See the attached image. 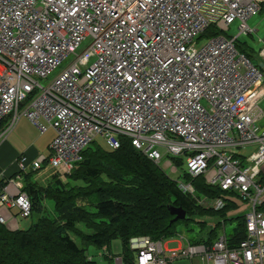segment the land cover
<instances>
[{
  "label": "built area",
  "instance_id": "2783aa9c",
  "mask_svg": "<svg viewBox=\"0 0 264 264\" xmlns=\"http://www.w3.org/2000/svg\"><path fill=\"white\" fill-rule=\"evenodd\" d=\"M258 15L264 0H0V144L21 117L40 134L55 133L47 158L20 157L17 175H0V224L17 229V216L30 217L29 171L47 163L65 181L97 138L115 150L125 137L156 165L157 148L183 158L189 177L203 176L248 207L238 247H227L224 229L211 245L182 247L180 237L170 249L174 240L135 236L134 264H264V131L256 125L264 73L225 35L235 22L238 35H253L247 22ZM210 27L220 34L196 48ZM85 40L87 48L40 86ZM251 144L254 152L237 157L234 149ZM177 186L205 209L225 205L196 197L186 181Z\"/></svg>",
  "mask_w": 264,
  "mask_h": 264
},
{
  "label": "trees",
  "instance_id": "16d2710c",
  "mask_svg": "<svg viewBox=\"0 0 264 264\" xmlns=\"http://www.w3.org/2000/svg\"><path fill=\"white\" fill-rule=\"evenodd\" d=\"M219 34L210 27L202 36ZM237 41L238 38L234 40L237 52L250 59V54ZM119 141L120 146L115 150L97 141L88 145L82 152V161L65 181L53 176L45 188L23 187L31 202V215L41 213L43 201L49 200L54 216L39 217L25 230L10 231L0 224V264H114L115 256L109 253L102 255L103 263L88 260L85 247H80L76 240L82 246L93 245L108 251L115 239L121 242V263L134 264V254L129 249L131 237L167 240L178 233L179 226L190 231L191 222L207 216L215 224L207 231L206 238L188 237L193 245L207 246L217 239L222 224L233 220L227 219L226 213L235 208L234 204L225 202L218 211L202 208L157 165L137 152L127 138L119 137ZM172 162L180 166L183 158H172ZM181 177L190 183L197 196L224 199L227 193L206 184L203 176L191 178L183 172ZM172 207L181 208L186 213L185 219L172 221ZM235 220L236 226L224 231L229 249L238 247L246 237L244 217ZM197 224L202 230L205 228L204 223Z\"/></svg>",
  "mask_w": 264,
  "mask_h": 264
},
{
  "label": "crops",
  "instance_id": "0c3cea01",
  "mask_svg": "<svg viewBox=\"0 0 264 264\" xmlns=\"http://www.w3.org/2000/svg\"><path fill=\"white\" fill-rule=\"evenodd\" d=\"M247 24L249 27L253 28L256 31L253 34V36L246 37L249 38L250 40L248 41L245 40V42L243 43L244 49L251 56V54L256 51V48H258L257 52H259V50L264 46V16L258 15L257 17L250 19L247 22ZM255 66H257L264 73V58H260L257 55V64ZM258 112L260 116L256 121V125L258 126L259 129L264 131V97L258 103ZM54 137H55V133L52 129H48L44 134H40L38 130L28 121L27 118L21 117L16 123L13 130L6 136L5 140L0 144V175L4 177H14L15 175H17L18 174L17 162L19 161L20 157H25L27 162H31L32 160L36 159L38 156L44 155L46 154V152L49 153V145L54 139ZM242 148L247 152V154L244 155L240 153V151L237 154L243 157H247L252 152H254L255 145L254 144L246 145ZM41 169L40 171H36L32 174L29 173L27 176H25V178H23L24 186L32 185L35 188L47 187L53 178L52 171L50 170V168H44L42 171ZM261 184L264 185V179H261ZM233 196L236 197L234 193H226L223 196L224 197L223 200L225 202H229L230 204L235 205V208H231L226 213L227 219L228 218L233 219L229 223L231 224L235 223L234 225L235 227L237 223L235 219L241 216L244 217V214L248 211V207L246 206V209L243 214H238L236 216L233 215L232 212L237 208V204L232 198ZM261 199H262V207H263L262 209L264 210V190L261 195ZM11 212L12 214L17 215L16 209H12ZM198 219H200V222L198 223H204V227H206V223H207V221L205 220L208 221L213 220V218L207 216ZM16 223H17V228L19 229L20 227L17 220ZM212 226H214V224ZM204 229L205 228H203V230ZM10 230H14V229H10ZM224 231L225 233L227 232L226 230ZM220 234L221 231H218L217 238L220 236ZM206 236L207 235H205V237L202 238H206Z\"/></svg>",
  "mask_w": 264,
  "mask_h": 264
},
{
  "label": "rangeland",
  "instance_id": "374dc122",
  "mask_svg": "<svg viewBox=\"0 0 264 264\" xmlns=\"http://www.w3.org/2000/svg\"><path fill=\"white\" fill-rule=\"evenodd\" d=\"M225 35H227L230 39H234L236 36H238L239 39L237 41V44H239L240 47L244 46L243 43L245 42V40H247V41L250 40L249 38H246L247 36H242V35L239 36L238 35V23L237 22L233 23L230 26V29H229L228 33L225 34ZM208 37L209 36H207V35H204V36L200 37L199 40L197 41V43L195 44V47L196 48H200V47L204 46L207 43L208 39H209ZM89 44H90V40L83 41L78 46L76 52L74 54L68 55L62 61L60 66H58L51 73V75L47 79L39 80L40 86L45 87L51 80H53L62 70H64L74 60L75 55H79L80 53H82L87 48V46ZM237 49H239V48L237 47ZM257 49L258 48H256V51L251 54V58H250L252 64H254V65L257 64V55H258ZM96 141L103 144V142H102V140L100 138H97ZM157 150L162 155V159H161L160 163L158 164V167L171 180H173V181H182L181 174L183 173V171L186 168L185 160L183 159V164H181L180 166L176 167V165L173 163L174 160L172 162V158H176V157H173L172 155H169V154L168 155L165 154V150L163 148H157ZM234 150H236L237 153H239V151H240V153H242L244 155L247 154V152L242 147L234 149ZM41 156L44 157V158H47L49 156V153L46 152V154L41 155ZM167 162H170L171 166H166ZM44 168H50V166L45 163L44 165H42L41 171ZM172 168H175V171H173ZM50 170L52 171V175H54L53 174V170L51 168H50ZM38 171H40V170H38ZM54 176H57V175H54ZM232 198L235 201V203L237 204V208H236V210H234L232 212V214L235 215V216L238 215V214H243L245 209H246V204L244 202H242V200L239 197H237V196L236 197L233 196ZM43 202H44L43 203L44 209H42L41 213H38V214L37 213H32V215L29 218H25V219L20 218L19 216L16 217V220L19 223V227H20L19 229H27L32 224H34L39 217H42V216H44V217H53L54 216L52 202L49 201V200H45ZM205 221H207V223H206V227H205L204 230H201L200 225L197 224L198 222H200V219H196L194 222H191L189 224V228L188 229L190 231H187V229L185 227L179 226L177 228L178 233L174 237L169 238V240H174V242H169L167 244V248L170 249V248L177 247L178 246V241L177 240H179L180 237L182 238V240H181V246L182 247H186L187 244L193 245V244L190 243L188 237H191V236L194 237V238L195 237H205L206 232L209 230V227L212 226L213 224H215V221H213V220H211V221L205 220ZM234 225H235V223L231 224L228 221H226L225 224H224V230L229 232L234 227ZM221 229H222V226H221ZM145 237H148V236H145ZM148 238L150 239V237H148ZM151 241H153V240H151ZM163 241H165V240H163ZM76 242H77V244L80 247H85V252H86V254H87L89 259H93V260H95L97 262H101V263L105 262V257L101 256V254L103 255V254H108L109 253L108 255L115 256V258H114V264H115L117 259H119L118 256L121 254V242H120L119 239H115V240L111 241V243L109 245V248H108L109 252L106 251L105 248H101L100 249V248H97V247H95L93 245L82 246L80 241L76 240ZM153 242H158V241H153ZM202 263L206 264V262L204 260H202ZM172 264H201V262H200L199 258H194V259L182 258V259H178V260L173 261Z\"/></svg>",
  "mask_w": 264,
  "mask_h": 264
},
{
  "label": "water",
  "instance_id": "95a60500",
  "mask_svg": "<svg viewBox=\"0 0 264 264\" xmlns=\"http://www.w3.org/2000/svg\"><path fill=\"white\" fill-rule=\"evenodd\" d=\"M170 214L174 216L172 221L184 220L186 217V213L181 208L172 207L170 209Z\"/></svg>",
  "mask_w": 264,
  "mask_h": 264
}]
</instances>
